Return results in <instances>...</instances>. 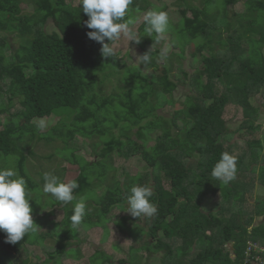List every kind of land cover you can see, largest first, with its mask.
Returning a JSON list of instances; mask_svg holds the SVG:
<instances>
[{
	"label": "trees",
	"instance_id": "1",
	"mask_svg": "<svg viewBox=\"0 0 264 264\" xmlns=\"http://www.w3.org/2000/svg\"><path fill=\"white\" fill-rule=\"evenodd\" d=\"M30 1L35 5L33 10L25 9L24 0H0V160H15V170L26 180V191L31 194L30 205L34 202L32 218L37 226H47V231H38L36 226L17 244L6 243L0 231V264H28L27 245L46 249V236L58 245L46 251V259L37 257L38 264H50V259H54L52 264H65L59 257L76 242L79 247L73 248L80 252L79 258L82 242L91 239L89 230L101 226L105 241L113 208L127 211L131 187L150 186L148 178H153L150 200L157 207L156 215L147 219V228L136 224L138 218L127 215L134 223L127 226L124 222L119 228L140 238L143 252L164 250V261L170 264H247L248 241L264 244V220L252 225L253 213L242 209L249 187L246 182L233 180L231 185H223L211 171L224 152L236 157L238 171L247 169L244 158L250 148L264 151V134L247 141V149L240 154L234 152L232 144L219 140L226 135L228 106L240 108V127L245 128L242 136L254 130L261 115L252 98L264 90V0H172L186 11H175L179 17L169 27L179 36L171 41L183 53L193 44L195 63V70L189 73L178 60L177 70L189 78L196 94L193 104L177 108L163 92L168 86H176L169 70L164 71L167 81L160 82L144 73L142 66L128 63L120 53L115 58L103 57L102 44L87 35L92 29L85 25L88 16L82 5L67 0ZM239 3L238 16L229 21V6ZM161 8L158 0H133L125 21H132L131 27L142 12ZM145 27L142 21L135 31L142 51L163 39L155 33L147 36ZM105 43L110 41L106 38ZM232 43L239 47L230 48ZM113 77L119 86L118 100L108 98L103 90V84ZM217 81L222 86L220 93ZM168 105L173 110L171 116L157 113ZM41 119L46 123L43 130L36 127ZM125 127L135 132L121 135ZM22 130L23 140L19 135ZM94 137L98 141L91 144L98 159L76 154L77 139L86 142ZM40 143L53 148L52 154H37ZM195 155L198 160L193 162ZM31 156L40 160L61 156L79 166L74 178L79 183L74 190L76 200L68 204L60 220L50 219L55 211L61 213L62 205L43 192L46 171L38 172L40 181L32 176L27 167ZM133 156L144 161L146 169L133 172L126 165L118 169L121 165L115 164L116 158ZM263 167L259 175L264 184ZM57 171L54 175L64 182L62 171ZM218 189L225 203L219 210L204 211V195L215 196ZM45 195L49 200L42 199ZM83 199L86 215L80 225L73 226L70 217L74 205ZM49 205L59 210L44 212ZM256 212L263 213V206ZM173 237L179 243L176 247L169 239ZM229 241L234 242L233 258L225 246ZM143 255L130 246L129 264H142ZM109 258L106 252L96 250L91 263L107 264Z\"/></svg>",
	"mask_w": 264,
	"mask_h": 264
},
{
	"label": "rangeland",
	"instance_id": "2",
	"mask_svg": "<svg viewBox=\"0 0 264 264\" xmlns=\"http://www.w3.org/2000/svg\"><path fill=\"white\" fill-rule=\"evenodd\" d=\"M23 6L27 10H33L35 5L29 0H24ZM67 2L72 3L73 5L78 4V0H67ZM196 0H194V3ZM159 6H161L162 11L167 12L169 16V24L174 23L179 15L185 12V7H177L174 5L172 0H158ZM241 3V2H240ZM238 4L236 7L229 6L228 11L226 12V15L229 19V21L234 20L239 13V9L241 4ZM32 5V6H31ZM177 11V12H175ZM146 12H142L138 18V20L132 24L131 28L136 31L139 23H141L142 17ZM189 14V13H188ZM170 30V31H169ZM174 29H170L168 26V29L166 32L161 34L163 36V39L157 43L156 46H151L147 48L146 50L142 51L141 47L135 42V41H128L126 37H121L119 40L112 43V47L115 50V53H120L119 56H125V60L128 61V63L132 64H138L142 66L143 72L146 73L148 76L154 75L156 78L160 79L161 81H167L165 80L166 74L164 71L169 70L170 79L176 83V86L171 85L168 86L163 92L165 95H167L170 99L174 101L175 108L181 105H190L195 102L194 95L196 94V91L194 87L192 86L189 78L186 77L185 74H183L182 71L177 70V64L179 63L178 60L181 61L184 69L187 72H193L195 70L194 62L192 60L191 52L194 50V45L191 44L187 47L186 51L179 52L180 49L178 46H175L173 41H171V38L178 39L179 33L174 32ZM14 42L12 41V46ZM15 45V44H14ZM239 46L238 44L232 43L230 44V48L237 49ZM159 48V49H158ZM167 49L166 54L162 57L161 53ZM146 52H148V55L150 56V62L143 64L139 63V61L136 59L137 56L143 55ZM181 54V55H180ZM116 79L117 77H113L110 80L106 81L103 84V90L104 94L108 96V98L112 100H118L119 90L116 88ZM119 87V86H117ZM216 89L220 93L222 91V86L217 81ZM252 102L256 104L257 106H260L261 109V115L260 118L255 122V127L252 132L249 134L241 135L245 128H241L240 125L243 122V116L241 115L240 108L238 106H235L234 104L230 105L226 109L225 118L227 120L226 124V135L220 136L219 140L224 141L227 145L232 144L233 147H236L234 149V152L237 154H240L242 150L247 149V141L250 140H256L257 138H262V135L264 134V90H261L257 93L256 96L252 98ZM172 107L170 105L159 108L157 110V113L171 116L172 113ZM21 119V117H19ZM55 119H58L57 117ZM22 125H24V121L22 122ZM250 129V128H249ZM248 129V130H249ZM251 131V130H249ZM135 130L131 129L130 127L123 128V131L121 130V135L123 133L132 134ZM244 134V133H243ZM20 137L24 138V131L22 130L20 132ZM133 136V135H132ZM227 139V140H226ZM76 142V154L83 155L89 160L98 159L97 155H95L94 146L91 144V142L96 143L98 141L97 138L94 137V139L83 141L82 138L77 139ZM76 141V140H75ZM62 144V143H61ZM58 143V145H61ZM240 147V148H238ZM53 149V148H52ZM50 147H46L44 144L40 143L36 147V153L39 155H45L48 156L52 154L53 150ZM263 150V149H262ZM234 156V155H233ZM262 158V159H261ZM245 163L247 165V169H239L236 171V178L234 180L246 182L249 186L248 189L245 191V197L242 204V209L252 212L253 216L255 218V222L252 224H257L264 220V184L260 181V167L262 164H264V151L258 152L254 149L250 148V154H248L245 158ZM258 159L259 161L257 163H253ZM198 160V155H195L193 157V162ZM2 163V168H9L12 167L15 169V160H13L11 157L7 158L6 160H0ZM237 162V161H236ZM116 165H121L119 170L124 169L123 166L126 165L131 168L133 172L135 171H143L145 162L140 160L138 156H133L130 159H115ZM28 169L31 171L32 176L37 180L40 181V175L38 174L39 171H46L47 173L54 174L55 169H58V171H62L64 182H68L74 178L77 177L79 173V166L78 164L74 162H70L67 159H64L61 156H54L52 159H43L40 160L36 157H29V161L27 164ZM264 168V167H263ZM65 171H64V170ZM190 169L195 171V167L192 166ZM57 171V172H58ZM56 172V173H57ZM150 174V173H149ZM199 176V175H198ZM197 176V177H198ZM149 177V175H148ZM119 178H122L121 171L119 174ZM147 182L150 183V187H152L153 178H148ZM231 185V182L228 183ZM224 185V183H223ZM39 195L38 193H36ZM46 197V198H45ZM45 198V199H44ZM50 199L52 197L49 196ZM44 200H49L48 195H45L42 197ZM85 201V199H83ZM40 202V201H38ZM222 203H225V201L222 200V194L221 190L218 189L217 194L215 196L211 195L210 193H206L204 195V200L202 203V208L204 211L209 212L211 210H219ZM34 205V202L31 204V207ZM263 206V213L256 212V208L259 206ZM48 209V210H47ZM69 209V205H62L60 206L61 213H58L59 210L56 208L51 207L50 205L44 209V212L54 210L56 213L55 216H52L50 219L52 220H60L62 214ZM174 212H177L175 210ZM127 215L130 216L129 213L126 211H122L118 207H114L111 213L109 214L110 218L107 221L108 229L110 230L109 236L105 241L102 240L103 232L102 234V227L98 226L97 228H92L89 230L90 238L86 239V241L82 242L81 246V256L79 258H76L80 254L78 250H76L73 247H79V244L73 243L72 247H66V252L59 257V261L61 262V259H63V263L65 264H92L91 263V256L94 254L96 250H102L110 255L109 262L107 264H129V249L130 246H133L138 254H143V258L141 263L142 264H156L159 262H163L164 264H170L169 261H164L166 257V252L164 250H160L156 253H150L148 251L143 252L142 248V240L140 238H134L128 235V231L126 230H120V226L123 225L124 222L128 225H132L134 221L129 222V217L127 218ZM175 214H172V217ZM126 218V219H125ZM170 218V217H169ZM168 220L164 221L167 223ZM126 220V221H125ZM136 224L139 226H143L147 228V219L146 218H140L136 220ZM250 226L251 228L253 226ZM37 230L41 232L47 231V226L38 225ZM162 231V230H161ZM160 231V232H161ZM144 234L141 236L143 239ZM84 238V236H83ZM171 244L173 247H176L179 245L177 243V239L169 238ZM45 248H39L35 247L32 244H28L27 248L30 251L29 254V261L28 264H38L37 257H41V259H46V251H50L53 248H55L58 245V242L53 239L51 236H46V239L44 241ZM117 245L118 247H114ZM43 246V245H40ZM225 246L228 247L230 250L229 257L233 258L235 256L234 253V242L229 241L226 242ZM35 252H39L40 256L37 255ZM54 262V259H50V264Z\"/></svg>",
	"mask_w": 264,
	"mask_h": 264
},
{
	"label": "clouds",
	"instance_id": "3",
	"mask_svg": "<svg viewBox=\"0 0 264 264\" xmlns=\"http://www.w3.org/2000/svg\"><path fill=\"white\" fill-rule=\"evenodd\" d=\"M133 0H78V6L82 5L83 12L88 16L85 21L87 28L92 29L87 33L89 39L100 44L103 57L115 58L116 53L111 46V42L119 40L122 36L128 41L139 42L138 34L130 27L132 21H125L129 6ZM142 20L145 24L147 36L152 37L155 33L157 36L167 31L169 26V16L165 11L150 10L143 15ZM107 38L110 43H105ZM167 49L162 51L163 57ZM139 63H149L150 56L148 52L137 56ZM39 130L46 127L43 119L36 124ZM237 162L236 157L224 152L220 159L214 165L211 175L224 184H228L236 178ZM43 192L50 194L61 205H67L76 200L74 190L79 187L75 179L68 182H62L59 177L51 173L43 175ZM26 180L19 176L17 170L12 167L0 168V231L5 234V242L10 244L19 243L24 237L36 230L37 224L34 222L31 212L32 208L29 203L31 194L26 191ZM153 191L147 185H134L127 196V213L135 218L150 219L157 213V207L150 198ZM48 210V209H47ZM86 215V204L83 200L75 203L73 214L70 217L73 226L81 224ZM255 243L257 248H264V244L249 240L246 246ZM261 255L264 258V252L258 253L253 251V256ZM246 259V252H245ZM255 264H261L256 262ZM264 264V263H263Z\"/></svg>",
	"mask_w": 264,
	"mask_h": 264
},
{
	"label": "built area",
	"instance_id": "4",
	"mask_svg": "<svg viewBox=\"0 0 264 264\" xmlns=\"http://www.w3.org/2000/svg\"><path fill=\"white\" fill-rule=\"evenodd\" d=\"M258 251V253H263L264 252V248H260L258 249L256 244L253 243V244H250L247 248V251H246V259H245V262L247 264H255L256 262H260L261 264L264 263V258L261 256V255H256L255 257L253 256V259H252V255H253V251Z\"/></svg>",
	"mask_w": 264,
	"mask_h": 264
}]
</instances>
